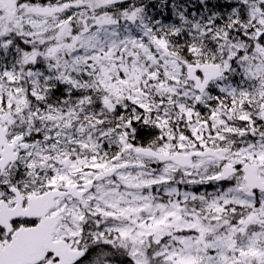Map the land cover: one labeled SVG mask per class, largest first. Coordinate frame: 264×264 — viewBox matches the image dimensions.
I'll return each mask as SVG.
<instances>
[{
  "label": "snow or ice",
  "instance_id": "6c2138e0",
  "mask_svg": "<svg viewBox=\"0 0 264 264\" xmlns=\"http://www.w3.org/2000/svg\"><path fill=\"white\" fill-rule=\"evenodd\" d=\"M0 264H264V0H0Z\"/></svg>",
  "mask_w": 264,
  "mask_h": 264
}]
</instances>
